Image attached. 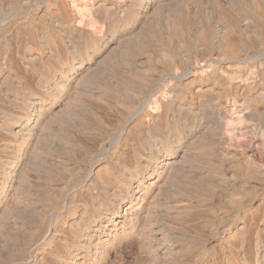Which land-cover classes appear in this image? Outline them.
<instances>
[{
  "label": "rangeland",
  "instance_id": "374dc122",
  "mask_svg": "<svg viewBox=\"0 0 264 264\" xmlns=\"http://www.w3.org/2000/svg\"><path fill=\"white\" fill-rule=\"evenodd\" d=\"M0 264H264V0H0Z\"/></svg>",
  "mask_w": 264,
  "mask_h": 264
}]
</instances>
